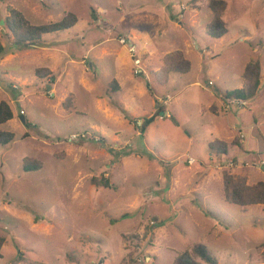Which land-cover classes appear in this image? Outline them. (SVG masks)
<instances>
[{
  "label": "rangeland",
  "instance_id": "rangeland-1",
  "mask_svg": "<svg viewBox=\"0 0 264 264\" xmlns=\"http://www.w3.org/2000/svg\"><path fill=\"white\" fill-rule=\"evenodd\" d=\"M210 1L0 0V102L14 116L2 129L15 136L0 146V264H175L194 245L218 264H264V205L243 209L223 198L225 172L264 182L252 167L225 168L227 157L264 160V0H224L229 32L221 39L207 33ZM9 8L34 25L68 13L78 23L36 46H14ZM130 44L136 57L124 61ZM176 51L191 71L164 82L163 61ZM255 63L254 99L228 113L206 109L241 88ZM127 104L130 122L117 125ZM230 130L228 155L212 156L209 144ZM78 134L87 139H72ZM27 159L42 168L25 172ZM103 177L112 188L91 183Z\"/></svg>",
  "mask_w": 264,
  "mask_h": 264
},
{
  "label": "trees",
  "instance_id": "trees-1",
  "mask_svg": "<svg viewBox=\"0 0 264 264\" xmlns=\"http://www.w3.org/2000/svg\"><path fill=\"white\" fill-rule=\"evenodd\" d=\"M209 8L212 11V21L207 25V33L212 38L221 39L229 32L227 23L224 21V13L227 9V4L224 0H211ZM9 15L6 19V28L9 30V36L13 40L14 46L30 47L36 46L42 42L44 35L67 31L73 28L78 23V17L73 13H68L61 21L45 25L32 24L23 13L16 9L9 8ZM5 46L0 41V59L4 56ZM191 71V62L187 60L182 51H176L168 54L161 69V75L164 82H168L172 74H187ZM244 85L240 89L226 92L225 100H237L249 102L257 96L260 84V66L258 63L249 64L243 75ZM157 116H153L144 121V125L153 121ZM13 111L10 105L5 102H0V146H6L14 141V134L4 131L2 126L13 120ZM172 119V118H171ZM144 128V127H143ZM238 143V141H236ZM212 156H224L229 153V146L222 140H216L209 144ZM42 168V163L27 159L25 160V172L35 171ZM91 183L97 187L112 188L111 182L106 178H92ZM223 198L226 202L241 206L246 209L250 206L264 205V182H259L255 185H249L247 178L240 177L234 174L225 172L223 174ZM3 239H0V261L3 258L2 254ZM195 255L202 262L195 260ZM175 264H218L208 250L203 245H194L183 253H180L175 261Z\"/></svg>",
  "mask_w": 264,
  "mask_h": 264
},
{
  "label": "crops",
  "instance_id": "crops-1",
  "mask_svg": "<svg viewBox=\"0 0 264 264\" xmlns=\"http://www.w3.org/2000/svg\"><path fill=\"white\" fill-rule=\"evenodd\" d=\"M142 36V39H143V41L146 43L147 41H148V35H146V34H142L141 35ZM147 44V43H146ZM135 48H137V46L136 45H133V44H130V45H128V46H122V51L120 52V56H121V58H122V60H126L127 58H129V59H132V60H134L135 59V57H136V52L135 51H133ZM147 49H145V48H143L142 50H141V55L143 56V53H144V51H146ZM123 61V62H124ZM157 69H159V68H157ZM243 87V86H242ZM241 87V88H242ZM51 88V87H50ZM90 89V88H89ZM240 89V88H239ZM50 90V89H49ZM216 99H217V101L214 103V102H210V105H208L207 107L208 108H206L207 110L208 109H210L211 108V111H214V112H216V113H219V112H222V111H224V109H223V105L225 104V102H226V100L224 99V95L223 94H219L218 96H216ZM102 104H103V102H102ZM58 105H59V103L57 104V105H55V106H57L58 107ZM125 108H124V110H123V112H122V114H123V116H122V118H118V117H113L114 118V120H116V122H117V125H125V121L126 122H130V120L129 119H131V114L132 113H130V112H132L133 111V105H130V104H127L126 106H124ZM97 109H98V111L99 112H101L103 115H105L106 116V118L107 119H109V116H110V114L111 113H113V111H111L110 109H108V108H106L107 110H105V106H104V104H103V106H101V108H100V106H99V104L97 105ZM134 110L136 111V109L134 108ZM142 112H145V111H142ZM163 112H165L164 110H161V113L160 114H163ZM159 114V115H160ZM156 116H158L157 114H155ZM155 115H152V116H150V117H148V119L149 118H151V117H153V116H155ZM228 116V115H227ZM112 119V118H111ZM93 130H95V131H99L101 134H103V135H106V134H116V132L115 131H111L109 128H106L105 126H97V125H94L93 126V128H92ZM231 130H234V127L232 128V126H231ZM229 131V134H231L232 133V131ZM235 131V130H234ZM233 134V133H232ZM236 134H233V135H231V136H229V137H227V139H225V142H228V143H230L229 141H230V139H232L234 136H235ZM245 136V135H244ZM245 138L243 139V140H240L242 143H244L245 141ZM233 141V140H232ZM231 141V142H232ZM240 148V147H239ZM242 151H243V153H246V150L244 149V145H242ZM248 153V156L251 154V152L252 151H247ZM253 153V152H252ZM225 159H227V161L229 160L228 159V157L227 158H225ZM231 159V158H230ZM242 161V160H241ZM259 161V160H258ZM246 162H251V161H246ZM253 162H256V161H253ZM253 169H256V168H253ZM257 170H259V171H261V172H263L262 174H264V170H260V169H257Z\"/></svg>",
  "mask_w": 264,
  "mask_h": 264
},
{
  "label": "built area",
  "instance_id": "built-area-1",
  "mask_svg": "<svg viewBox=\"0 0 264 264\" xmlns=\"http://www.w3.org/2000/svg\"><path fill=\"white\" fill-rule=\"evenodd\" d=\"M126 42L128 43V40L126 38H122L121 39V43L122 44H126ZM137 74L141 73L140 71L136 70L135 71ZM210 86H213V82L209 83ZM232 105H238V106H245L246 102L244 101H237V100H226L225 104L223 105V109L225 113H228L230 110V106ZM24 112H22L23 114ZM241 139L243 140L245 138L244 134L240 131L239 132ZM87 139V136L85 134L82 135H73L72 139L74 140H79V139ZM191 165L193 163H195L194 159H190L188 161ZM225 168L230 169V170H234L236 168H244L245 166L248 167H252V168H256V169H260V170H264V160H259L256 162H246V161H241V160H235V159H229L226 163H225ZM155 224V223H152Z\"/></svg>",
  "mask_w": 264,
  "mask_h": 264
},
{
  "label": "water",
  "instance_id": "water-1",
  "mask_svg": "<svg viewBox=\"0 0 264 264\" xmlns=\"http://www.w3.org/2000/svg\"><path fill=\"white\" fill-rule=\"evenodd\" d=\"M49 89H50V87H49ZM22 121H23V123L25 124V122H26V121H25V118H22Z\"/></svg>",
  "mask_w": 264,
  "mask_h": 264
}]
</instances>
